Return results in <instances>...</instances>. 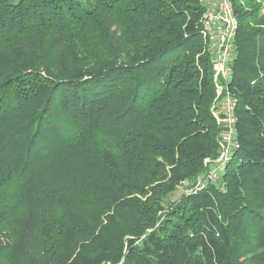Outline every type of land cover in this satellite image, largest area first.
<instances>
[{"label":"trees","instance_id":"obj_1","mask_svg":"<svg viewBox=\"0 0 264 264\" xmlns=\"http://www.w3.org/2000/svg\"><path fill=\"white\" fill-rule=\"evenodd\" d=\"M230 2L218 96L201 0H0V264H264V0Z\"/></svg>","mask_w":264,"mask_h":264},{"label":"built area","instance_id":"obj_2","mask_svg":"<svg viewBox=\"0 0 264 264\" xmlns=\"http://www.w3.org/2000/svg\"><path fill=\"white\" fill-rule=\"evenodd\" d=\"M205 5V11L201 17V37L207 43V51L213 58L214 81L219 96L223 89L217 81L218 79L228 78L230 74L229 63L234 53L233 41L236 36L238 22L230 0H210L208 3L205 2ZM219 106L214 111L218 127L226 131L224 134H228L224 138H228L229 141L234 143L235 119L233 107L235 106V100L225 98ZM229 151H227L223 160L227 159Z\"/></svg>","mask_w":264,"mask_h":264},{"label":"rangeland","instance_id":"obj_3","mask_svg":"<svg viewBox=\"0 0 264 264\" xmlns=\"http://www.w3.org/2000/svg\"><path fill=\"white\" fill-rule=\"evenodd\" d=\"M201 1L208 3V1H210V0H201ZM205 45H207L206 42H205ZM213 117H214L215 122L218 124L217 117L214 115H213ZM224 133H226V131L220 129V132L217 135L218 148L220 150L219 156L215 160L210 161V162L206 161V163H205V160H204L205 170L201 174H199L198 177L190 184L191 187H189V185H188L187 186L188 188L184 191L189 192V190H191V189L201 188L205 183H210V184L213 183L215 185L219 184V182L221 181V178L223 177V169H224V166L226 164V160H223V158L227 154V151H229L230 148L233 147V144H234L233 142L229 141L228 138L227 139L224 138L225 136L228 135V134H224ZM229 136H230V134H229ZM178 187L179 186L175 185L174 189L172 191L168 192V195L169 194L172 195L176 189L178 190ZM176 193L178 195L182 194V192H180V190ZM152 196H153V194L151 193V190L149 188L145 191V194L136 195L135 199L140 201V202L141 201L145 202V204H146V203H148L146 200ZM168 205H169V202L167 200L159 210L157 209L158 211H156L157 214L155 215V217L157 218L159 216H162L164 214V212L168 210V208H169Z\"/></svg>","mask_w":264,"mask_h":264},{"label":"water","instance_id":"obj_4","mask_svg":"<svg viewBox=\"0 0 264 264\" xmlns=\"http://www.w3.org/2000/svg\"><path fill=\"white\" fill-rule=\"evenodd\" d=\"M186 185H188V182H186Z\"/></svg>","mask_w":264,"mask_h":264}]
</instances>
